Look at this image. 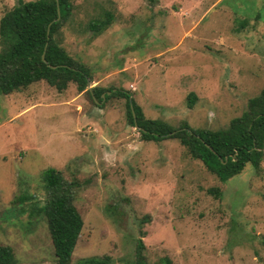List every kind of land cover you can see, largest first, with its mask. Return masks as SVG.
Masks as SVG:
<instances>
[{
	"label": "rangeland",
	"instance_id": "374dc122",
	"mask_svg": "<svg viewBox=\"0 0 264 264\" xmlns=\"http://www.w3.org/2000/svg\"><path fill=\"white\" fill-rule=\"evenodd\" d=\"M16 3L0 0V19ZM70 3L55 38L88 69L87 90L128 91L147 119L219 131L264 88V0ZM105 12L114 21L94 36L88 24ZM102 95L45 81L0 95V245L17 263L57 264L45 217L31 213L51 167L79 182L83 227L70 264H132L138 238L148 264H264V156L221 183L177 139L143 141L125 99ZM23 194L33 199L15 205Z\"/></svg>",
	"mask_w": 264,
	"mask_h": 264
},
{
	"label": "trees",
	"instance_id": "16d2710c",
	"mask_svg": "<svg viewBox=\"0 0 264 264\" xmlns=\"http://www.w3.org/2000/svg\"><path fill=\"white\" fill-rule=\"evenodd\" d=\"M71 11L70 0H17L13 8L5 12L0 19V95H11L39 81H45L60 93L73 82L79 93L86 91L92 101L102 102L101 94L111 90L97 87L87 90V83L91 82L88 69L71 58L55 38ZM113 21V14L105 12L101 20L89 22L88 30L94 36L101 34ZM114 95L125 99L127 122L137 128L143 141L177 139L188 154L201 161L221 183L238 176L247 165L259 168L264 156V88L248 100L241 116L233 118L219 131L192 129L186 124L174 128L163 121L147 119L130 92L117 90L111 96L105 94L103 99ZM195 101V94L190 93L189 107ZM41 182L46 197L40 207H32L31 213L38 212L45 217L56 263L70 264L83 227L74 206L79 182L66 181L60 171L51 167L42 172ZM208 193L217 198L221 196L216 188H210ZM32 199L23 194L15 198L14 204L21 205ZM144 249L142 239L138 238L132 264H148ZM107 262L106 257L87 258L80 264ZM0 264H18L9 246L0 245Z\"/></svg>",
	"mask_w": 264,
	"mask_h": 264
},
{
	"label": "water",
	"instance_id": "95a60500",
	"mask_svg": "<svg viewBox=\"0 0 264 264\" xmlns=\"http://www.w3.org/2000/svg\"><path fill=\"white\" fill-rule=\"evenodd\" d=\"M55 1L57 2L58 0H55ZM57 12H58V18H59V10H57ZM42 60H44V56H42ZM87 86L89 87V83L87 84ZM102 97L104 98L105 94H103Z\"/></svg>",
	"mask_w": 264,
	"mask_h": 264
}]
</instances>
